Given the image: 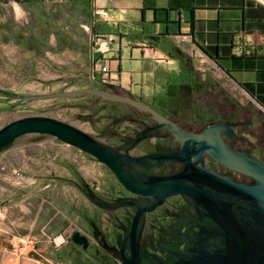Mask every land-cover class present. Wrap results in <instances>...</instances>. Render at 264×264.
I'll use <instances>...</instances> for the list:
<instances>
[{"label": "rangeland", "instance_id": "374dc122", "mask_svg": "<svg viewBox=\"0 0 264 264\" xmlns=\"http://www.w3.org/2000/svg\"><path fill=\"white\" fill-rule=\"evenodd\" d=\"M65 4L67 10L53 13L51 17L31 11L29 23L19 28H6L0 23V92L47 93L74 84L69 80L61 86L59 77L54 76L85 73L81 61L88 53L91 34L80 24L88 22L87 8L76 0H67ZM58 47L70 51L65 56L64 72L59 70L63 59L57 53ZM50 49L52 56L45 57ZM76 54H79L78 61L73 58ZM187 62L192 75L200 74L210 81L202 96L189 95L182 101L190 105L197 103L202 110L221 107L223 114L229 113L234 103L245 106L251 102L213 63L192 56ZM133 75L140 83L138 75L135 72ZM178 77L171 74L169 80L175 81ZM144 88L155 91L158 100L164 98L161 85ZM3 98L0 95V127L19 117L46 115L73 124L104 143L107 137L98 132L105 130L103 126H111L114 119L133 116L121 105L118 106L121 117L112 115L105 119L104 113L90 114L83 103L95 100H90L87 94L27 101L12 108L9 104L15 100L3 102ZM86 115L90 116L85 118ZM138 125L135 121L125 122L119 129L129 135ZM78 183H87L90 188L96 186L93 193H102L114 185L104 164L48 134L21 135L0 150V264H75L80 254L70 240L71 234L76 230L85 231L83 214H90L94 209V203L77 187ZM102 214L104 224L107 214Z\"/></svg>", "mask_w": 264, "mask_h": 264}, {"label": "water", "instance_id": "95a60500", "mask_svg": "<svg viewBox=\"0 0 264 264\" xmlns=\"http://www.w3.org/2000/svg\"><path fill=\"white\" fill-rule=\"evenodd\" d=\"M83 94L126 103L148 114L157 124L139 131L120 146H111L63 120L29 115L0 127V150L24 134H48L106 165L125 189L141 197L122 202L123 205H132L135 212L130 231L124 235L116 256L122 264H264V162L246 150H234L225 142L222 131L233 137L229 122L205 125L199 132H188L149 104L129 94L115 93L94 85L47 93H10L3 102L17 98L18 101L9 105L12 108L24 101ZM159 126L166 127L176 137L179 149L139 156L128 153L140 140L154 134ZM203 152L252 181L237 182L229 174L207 170L202 161ZM170 160L180 161L181 169L166 175L153 173L152 169ZM173 194L183 195L192 204L200 232L187 238V247L191 250L169 249L172 256L166 262L142 249L138 223L145 211L155 208ZM86 195L97 206L109 208V203L92 191ZM70 240L84 249L88 246V238L81 231H73ZM126 248L128 256L124 254Z\"/></svg>", "mask_w": 264, "mask_h": 264}, {"label": "crops", "instance_id": "0c3cea01", "mask_svg": "<svg viewBox=\"0 0 264 264\" xmlns=\"http://www.w3.org/2000/svg\"><path fill=\"white\" fill-rule=\"evenodd\" d=\"M77 1L86 5L88 22L80 26L89 30L91 41L81 61L85 73L54 76L59 77L61 86L69 80L74 83L63 89L101 88L93 75L99 76V68L105 64L116 80L105 89H117L143 101L156 100L155 91L144 87L161 85L164 92L169 76L192 56L213 63L251 102L264 109V0ZM66 2L0 0V23L19 28L29 23L31 11L51 17L67 10ZM59 21L61 24L62 19ZM58 48L63 59L59 70L64 72L70 51ZM46 55L52 56L51 49ZM73 58L80 60L79 54Z\"/></svg>", "mask_w": 264, "mask_h": 264}, {"label": "flooded vegetation", "instance_id": "af4514ba", "mask_svg": "<svg viewBox=\"0 0 264 264\" xmlns=\"http://www.w3.org/2000/svg\"><path fill=\"white\" fill-rule=\"evenodd\" d=\"M207 81H210V78H202L200 74L192 75L189 79L180 76L176 82H170L169 86L166 87L164 99L158 100L156 98V100L150 101H143L117 89H111L110 91L119 94H129L149 104L181 129L188 132H199L205 125L209 126L218 122H229V128L233 132V137L228 136L222 131L221 136L225 142L234 150H246L250 155L264 162L263 109L251 102L245 106L234 103L232 106L230 105L229 113L223 114V108L221 107H216L215 110L213 108L202 110L199 109L197 103L190 105L188 102L182 101L183 98L189 95L198 94V96H202ZM104 87L106 86H102L101 88ZM3 96L6 98L10 94ZM13 100H15L14 102L18 101L17 98ZM90 100L95 101L94 103H83V105L88 107L89 112L95 110L97 111L95 114L99 113L101 115L104 113L105 119L110 118L112 115H120L121 117L122 113H120V108L118 107L120 105L128 108L130 114L133 115L132 118L123 117L122 119H114L110 124L112 127L103 126V129L105 128L104 131L97 130L99 135L107 137L108 141H106V144L111 146H120L127 139L136 136L139 131L157 124L148 114L126 103L100 100L99 97L94 95H90ZM132 121L139 124L137 129L129 135H124L119 129L120 124L125 122L129 124ZM153 133L151 136L140 140L128 150V153L132 156H139L179 149V141L166 127L159 126ZM125 146L127 145L125 144ZM202 156L203 164L207 170L221 175L229 174L230 178L237 182L250 183L252 181L250 177L227 168L207 153L203 152ZM191 160H194V157H191ZM181 167L182 163L180 161L170 160L169 162L160 163L152 171L154 174L166 175L179 171ZM110 173L113 177L114 185H110L102 193L95 191L99 198L109 203V208L103 209L92 203L94 207L93 211L87 215L83 214L84 218L82 217V220L86 226L85 231L81 233L87 236L88 246L85 249L81 246H75L80 254L77 259L78 264H122L116 256L119 253V246L124 235L130 231V224L133 223L135 213L132 205H123L122 202L135 201L138 198L141 199V197L125 189L116 179L115 175L111 171ZM77 187L85 194L97 189L96 186L90 188L87 183H78ZM102 213L107 214L104 218V224L101 219L104 216ZM195 221V209L183 195L173 194L166 197L163 202L155 206V208L145 211L140 217L138 223L140 226L139 242L142 249L148 254L155 255L163 261L169 262L172 256L169 249L176 247L181 252L191 250V248L187 247V238L194 237L200 232V228ZM124 254L129 255L128 248L125 249Z\"/></svg>", "mask_w": 264, "mask_h": 264}, {"label": "trees", "instance_id": "16d2710c", "mask_svg": "<svg viewBox=\"0 0 264 264\" xmlns=\"http://www.w3.org/2000/svg\"><path fill=\"white\" fill-rule=\"evenodd\" d=\"M187 61H189V59L187 58V59H185L184 61H183V63L181 64V68L177 71V72H175V73H173L174 75H179V77L180 76H184L185 78H187V79H189L190 78V76H192V70H189V69H187V64H188V62ZM178 77V78H179ZM169 82H176V80L175 81H170L169 80ZM245 90H246V88L245 87H243ZM103 89H105V88H103ZM10 93H6L5 91H1L0 92V95H9ZM75 97H78L79 95H74ZM256 100L259 102V100L256 98ZM97 111H95V110H92V111H90V114H95ZM87 116H90V115H86L85 116V118H87ZM74 263L75 264H78V262H77V257L75 258V260H74Z\"/></svg>", "mask_w": 264, "mask_h": 264}, {"label": "built area", "instance_id": "2783aa9c", "mask_svg": "<svg viewBox=\"0 0 264 264\" xmlns=\"http://www.w3.org/2000/svg\"><path fill=\"white\" fill-rule=\"evenodd\" d=\"M100 75L99 76H94L93 75V79L97 82H99L100 84H105V85H112L116 83L115 78H113L110 74H109V69L108 67L104 64L102 65L100 68Z\"/></svg>", "mask_w": 264, "mask_h": 264}]
</instances>
